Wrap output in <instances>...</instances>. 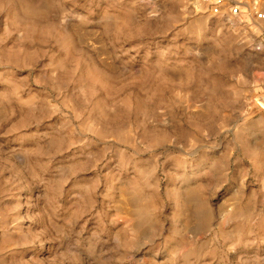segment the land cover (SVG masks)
I'll use <instances>...</instances> for the list:
<instances>
[{
	"label": "rangeland",
	"instance_id": "1",
	"mask_svg": "<svg viewBox=\"0 0 264 264\" xmlns=\"http://www.w3.org/2000/svg\"><path fill=\"white\" fill-rule=\"evenodd\" d=\"M253 8L0 0V264H264Z\"/></svg>",
	"mask_w": 264,
	"mask_h": 264
},
{
	"label": "built area",
	"instance_id": "2",
	"mask_svg": "<svg viewBox=\"0 0 264 264\" xmlns=\"http://www.w3.org/2000/svg\"><path fill=\"white\" fill-rule=\"evenodd\" d=\"M205 4L211 7V11L214 15H218L225 7V0H203ZM245 13L258 22H264V10L250 9L245 10ZM243 14V10L240 6H231L229 8V15L233 17H238Z\"/></svg>",
	"mask_w": 264,
	"mask_h": 264
}]
</instances>
